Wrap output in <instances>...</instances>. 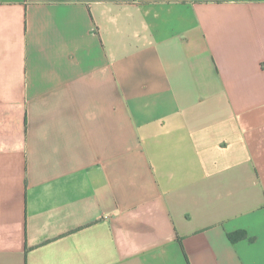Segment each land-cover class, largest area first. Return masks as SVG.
<instances>
[{
	"label": "crops",
	"instance_id": "crops-1",
	"mask_svg": "<svg viewBox=\"0 0 264 264\" xmlns=\"http://www.w3.org/2000/svg\"><path fill=\"white\" fill-rule=\"evenodd\" d=\"M0 264H264V0H0Z\"/></svg>",
	"mask_w": 264,
	"mask_h": 264
},
{
	"label": "trees",
	"instance_id": "trees-1",
	"mask_svg": "<svg viewBox=\"0 0 264 264\" xmlns=\"http://www.w3.org/2000/svg\"><path fill=\"white\" fill-rule=\"evenodd\" d=\"M247 237H248V234L243 230H240V231H237V232L230 234V238L233 241H238L240 239L247 238Z\"/></svg>",
	"mask_w": 264,
	"mask_h": 264
}]
</instances>
